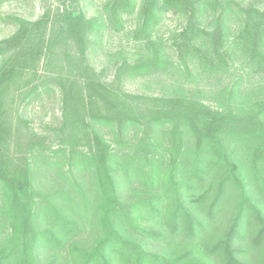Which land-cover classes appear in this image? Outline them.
<instances>
[{"label": "trees", "instance_id": "obj_1", "mask_svg": "<svg viewBox=\"0 0 264 264\" xmlns=\"http://www.w3.org/2000/svg\"><path fill=\"white\" fill-rule=\"evenodd\" d=\"M40 11L10 16L15 29L0 39V264H41L40 249L65 245L72 264H264V99L242 96L238 81L217 107L180 84L162 96L124 87L167 73L222 78L240 55L263 72L264 11L233 0H103L92 17L80 0H40ZM167 14L183 26L165 40ZM128 21L136 53L117 52L108 78L89 52ZM52 91L59 125L40 134L22 110ZM57 169L73 194L41 186L40 172ZM83 172L92 197L73 182ZM133 181L146 198L126 200ZM92 218L91 245L71 243Z\"/></svg>", "mask_w": 264, "mask_h": 264}, {"label": "rangeland", "instance_id": "obj_2", "mask_svg": "<svg viewBox=\"0 0 264 264\" xmlns=\"http://www.w3.org/2000/svg\"><path fill=\"white\" fill-rule=\"evenodd\" d=\"M243 8L252 6L264 11V0H233ZM103 0H80V5L88 17L97 16L101 11ZM40 0H5L0 5V39H4L11 35L15 27L10 23L9 17L16 16L28 20H34L40 15ZM133 22L128 21L123 33L105 32L97 44L92 46L89 52V61L97 71H105L106 77L113 73V67L118 62L116 57L117 52H121L122 56L131 58L136 53V46L128 40V30L132 27ZM204 26H211L212 22L210 16L205 18L202 22ZM231 30L237 29L238 22L235 17H232L229 22ZM183 26V20L173 14H167L161 23L158 34L165 40L169 39L175 31H178ZM241 56V55H240ZM239 56V57H240ZM238 57V56H237ZM237 58L235 67L229 74H224L222 78L215 76L208 77L202 73H195L194 80L184 79L183 77L174 74H158L147 76L144 78H135L127 80L124 84L125 90L145 96H162L169 95L171 88L175 84H180L187 87L188 93L203 101L209 106L217 107L218 104L226 100L224 89L226 84L239 82L238 90L242 96L250 94L252 99H264V71L260 73L251 74L245 63L244 58ZM22 117L28 122V125L37 133L52 134L50 128H55L59 125L60 119V100L57 91L43 94L38 99L32 101L28 106L22 110ZM111 141V137L105 136ZM65 173V167L62 170ZM62 171L57 169L55 171L49 170L46 173L40 172L39 182L43 189L48 193H70L73 194L72 189L69 188V182L63 179ZM68 179L70 180L69 175ZM74 181L77 182L82 189L91 197L94 190L91 187L90 176L87 172L80 175L74 173ZM71 181V180H70ZM127 190H123V195L126 200L132 201L138 198H143L149 195V190H144L138 181H133ZM148 198V197H147ZM61 209L69 216L74 218L72 212H66L65 203H60ZM91 218V217H90ZM87 224L85 229L78 235L72 238L73 244L78 247H89L92 241L96 238V227L94 223ZM219 223V222H218ZM91 224V225H90ZM181 240V239H179ZM69 245L59 252H51L40 249L38 255L41 264L53 260L54 264H72V257L69 252ZM152 249L155 251L166 249V245L152 244Z\"/></svg>", "mask_w": 264, "mask_h": 264}]
</instances>
